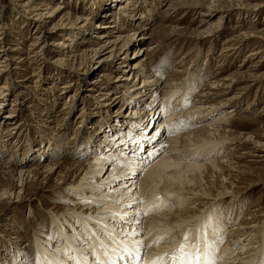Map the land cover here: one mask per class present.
<instances>
[{
	"label": "bare ground",
	"instance_id": "obj_1",
	"mask_svg": "<svg viewBox=\"0 0 264 264\" xmlns=\"http://www.w3.org/2000/svg\"><path fill=\"white\" fill-rule=\"evenodd\" d=\"M24 1L16 0L20 3ZM114 1L120 3V5L118 7L107 6L105 3L98 5L101 15L98 14L93 20H90L89 17L90 19L86 23L87 31L80 33L81 40L85 41L89 37V27H93L92 29H105L95 35L97 40L94 43L96 42L99 48L95 51L91 50V54L99 58L97 62H94L97 67L94 66L93 68L92 66L91 69H96L97 72H99L98 70L107 71L108 69L110 72V66L119 60L118 64L120 65L117 67L121 66L124 70L122 71L115 66L113 72H118V74L127 73V75L123 78L121 75L113 78L112 89H121L123 95L127 93L125 96L128 97L127 103H130L129 105L133 107L132 111H138L139 107L144 106L143 111L138 112L135 117L145 115L147 108L152 109L154 112L152 121H157L160 118L159 116L167 113L158 126L161 133L166 135V147H162L164 145H161L160 136H152L144 121L142 122L138 118L136 124L127 127H121V125L103 127L102 135L104 136L101 143L97 141L101 131H99V126L96 127V124V129H92L95 138L77 148L70 144L67 146L66 152L61 150L60 146H57L61 136L51 142L49 141V143H44L46 144L43 145L44 150L31 148L29 155L28 153H22L21 159L23 161L21 162L16 161V159L4 162L2 160L4 151L0 150V185L7 186L0 191V201L6 199V203L10 207H19L24 202L36 199L31 196V187L39 193L42 191V198L53 191H59L60 193L67 190L70 194L69 206L63 210L64 221L52 218V223L57 228L60 237H56L57 239L50 237V234L42 229L41 224L37 230L40 235L34 249V251L37 250L36 253L39 255V258L36 255L37 264H40V262L42 264H49V262L55 264L57 260L60 264H96L95 257L97 255L106 264H110L107 257L103 255V250L98 248L96 236L102 232L106 233L119 224H123L125 219H131L133 208H136L140 213L148 212L146 216L137 217L142 219V228L140 225L133 226L140 228V231L126 241L129 247L133 249L135 248V242L139 241H143L148 246L146 251L143 248L139 250V254L141 251L144 253L143 264H151L153 260L162 256L166 258V264H172V261L167 257L177 252L186 234H191L194 239L198 230L202 235L206 234V239L216 241L215 249L217 246L220 249L219 254L215 256L216 264H264V201L260 196L255 202L247 206L245 214L240 218L241 212L238 214L236 211H241L240 209L245 202L240 204L237 201L239 197L234 193L240 189L238 186L239 181L246 177L253 178L257 165L264 162V124L260 126L261 131L256 133L254 131H238L231 123L237 109V93L241 91V87L246 86L237 85V83L258 82L260 81L259 78L264 77V72H259V68L257 69L259 66H256V68L250 66V69L242 71L243 68L241 67H244V65L237 66L238 72L228 74L227 77L221 76L223 69L214 71L209 77L208 72L211 70V66L208 63L200 69L199 63H196V61L190 63L188 67L185 65L179 66L183 63L182 61L177 66L178 63L174 61L163 78L168 95L162 96L161 99L158 98L159 103L153 101V106H151V100L157 99L155 89L158 83L162 82V70L169 64L170 50L158 56L154 61L155 65H152L155 54L152 52L150 61L148 55L153 47H150V43L143 42L144 44L138 48V51L134 52L136 59L132 62V59L127 56L128 50L132 45H136L137 40L149 27L148 24H142L133 19L138 15L136 13L138 9L142 8V5L139 4L140 0ZM157 1L155 7L165 5L164 9L168 11L167 17H171L180 10L186 14L195 11L201 7L202 1L214 9L208 7L209 12H214L216 10L213 5L217 6L215 2L218 0H207L208 2L213 1V5L206 0ZM145 3L147 5L146 9L149 11L148 19L150 20L152 19L150 13L153 12L152 10L155 11L154 2L145 0ZM27 5H29V1L25 4V6ZM247 7L252 9V12L256 15L261 12L260 9L264 5L256 4ZM43 9L36 6L31 14L42 19L45 14L42 12ZM58 9L60 11H56L55 13L58 12L56 15L48 17H53L54 20L65 7H59ZM117 9L118 12H116ZM127 11H130L131 14ZM169 11L171 15H169ZM28 13L30 12L28 11ZM127 15L131 16L127 19L125 18ZM202 15L206 16L209 13ZM69 16L67 13L61 15L58 22L53 25L55 27L63 25L66 18L68 21ZM140 17H143V15H140ZM220 18L223 19V16ZM79 19L83 18L79 16ZM50 22L46 21L45 23ZM152 26L153 30L158 29L155 23ZM130 28L131 30L127 34L123 32L124 30L129 31ZM158 30L157 33H161L162 37L167 34L170 36L183 35L188 39L200 40L211 35V31L204 34L206 33L202 32L204 30L201 31L198 28L192 30L180 29L172 23L163 28V31ZM115 31L117 32L114 33ZM46 35L48 33H43V37ZM214 35L212 34L213 38L211 40L213 43ZM74 36L75 34L64 43H51V45L62 46L64 50L70 48L67 51L69 55L76 53L75 55L81 56L78 53L80 52L78 49L81 43L79 41L71 43ZM244 38L246 42L256 47L255 50L249 53L248 57L264 52V32L261 34L244 33ZM231 46L230 41L222 45V55L230 54L234 49ZM90 49L85 51V54L89 53ZM122 54L125 55L121 58ZM101 57L104 58L101 59ZM0 72H5V70ZM150 75H153V77H150ZM194 75L198 77H194ZM32 76L34 75L32 74ZM105 76L109 77L110 73L102 72L96 78L98 80L101 78V80L107 82L108 80L103 78ZM134 78H136V81H141V86L135 85ZM122 79L129 81V86L135 94L132 95L128 88L122 86L125 84ZM204 79L206 80L203 82ZM207 79L215 81L210 82ZM118 80L120 83L117 88L115 81ZM196 80L202 81L203 85L200 86L201 83H197ZM69 86H71V83L66 87ZM195 87L201 88L194 92V101L186 107L185 98ZM5 88L2 90H5ZM232 89L235 90L233 94L225 97ZM262 92L263 90H261ZM107 94H111V92L107 91ZM176 94L178 97L175 96V100L170 103L172 100L170 98ZM101 95L106 96L105 93ZM125 100L123 99V101ZM226 106L231 107L224 114L217 113L221 107ZM263 111L264 109H262ZM12 118L13 116L10 113L0 121V131L3 130V133H0V140L2 139L4 143L8 137L3 140L2 135H15L14 131L18 130L16 124L10 128L4 129L3 127L1 129L2 125L9 122L13 123ZM48 119H51V116ZM152 121L150 120V122ZM75 140L76 138L71 142ZM229 142L232 145L223 152L224 147ZM18 144L17 140L15 148ZM243 144L245 146L251 144L252 147H247L243 152L237 153L238 150L244 147ZM141 147L143 151L140 150ZM158 153L159 155H157ZM154 155H157V158L148 164L149 166L143 171L141 178L137 179L141 175L139 173L141 170H137L134 165L145 163L148 157H154ZM248 157H255L258 160H245ZM48 158V161L42 162V160ZM32 159H37L36 162L31 164L33 166L21 167L23 162ZM108 163L109 165H107ZM79 177L80 179L76 182ZM249 181L248 186L262 184V182H257L256 179H250ZM51 198L54 197L51 196ZM220 200H224L223 203L219 202L222 207L217 208L218 212L211 213V206ZM135 202L142 203L137 207ZM101 203L104 205H101ZM129 204L133 205V208L127 207ZM122 215L123 219L121 218ZM70 216L75 217V219H70ZM227 225L231 226L227 228ZM225 228H227L226 236L223 234ZM131 230L132 228L128 229V231ZM161 237L164 238L162 242H157ZM14 238L19 242L25 241V235H17ZM83 238H90L91 248L83 245ZM78 240L80 243H77ZM104 243L108 244L110 242L105 238ZM234 247H237L235 252L233 251L234 254L226 258V252ZM208 252L207 247L202 249L200 253L202 257L201 264H204L203 257ZM108 254L113 257L114 264H138L134 259L135 252H133L132 258L123 250L113 253L109 249ZM69 256L72 259H69ZM82 256H86L87 260L82 261L80 259ZM4 258L5 256L3 257L1 252L0 261L3 264H5ZM13 261L10 264H17Z\"/></svg>",
	"mask_w": 264,
	"mask_h": 264
},
{
	"label": "rangeland",
	"instance_id": "obj_2",
	"mask_svg": "<svg viewBox=\"0 0 264 264\" xmlns=\"http://www.w3.org/2000/svg\"><path fill=\"white\" fill-rule=\"evenodd\" d=\"M28 1L29 5L25 6ZM149 1L154 2V7L158 3L157 0ZM103 3L107 6L114 7L120 5V3L118 4L114 0H25L23 3L16 2V0H0V71L5 70V72H0V121L4 116L10 113L13 116V123L9 122L6 125H2L1 129L3 127L4 129L10 128L14 124L18 127V130L14 131L15 135H2L3 140L5 137H8L5 143L2 139L0 140V142H2L0 143V150L4 151V157L2 159L4 162H10L11 159H16V161L18 160L21 162L23 161L21 159L22 153H28L29 155V150L31 148L34 150H44L43 145H46L44 143H49V141L51 142L53 139L60 136L61 139L58 140L57 146H60L61 150L66 152V148L70 144H73V147L77 148L89 142L92 138H95L92 129H96L98 126L100 127L99 131H101V133L99 132L97 141L101 143V139H103L104 136L102 135L103 127H115L118 125L127 127L136 124L138 118L141 119L142 122L144 121L147 130L152 136H160L161 145L167 144V138L165 139L166 135L162 134L161 130L158 129V126L167 113H163V115L159 116L160 118L157 121H152L154 112L152 109L147 108L148 110H145L147 111L145 115L142 114L135 117L138 112L143 111L144 106L139 107L138 111H132L133 107L129 105L130 103H127L128 97L125 96L127 93L123 95L121 89H112L111 85H113V78H117V75L118 77L121 75L122 78L127 75V73L118 74V72H113V68L120 65L118 64L119 60L110 66V72L108 69L107 71L98 70L99 72H97L96 69H91L92 66L93 68L94 66L97 67V64H94V62H97L99 58L91 54V50L95 51L99 48L98 44L96 42L94 43V41L97 40L95 35L105 29H92L93 27H89V37L87 36L88 39L86 38L85 41L81 40L82 36L80 33H85V31H87L88 27L86 23L90 18V20H93L98 14L101 15L98 10V5H102ZM208 3L213 5V1H209ZM215 3L217 6H214L215 4L213 5L216 10L214 12H209L207 8L210 6L202 1L201 7L195 11L186 14L180 10L171 17H167L168 11L164 9L165 5H159L157 8L155 7V11L152 10L155 13H150V18L152 19L149 20V11L146 9L147 5L145 0L139 1L142 8L138 9V11L136 10L138 15L133 19L136 22L139 21L142 24H148L149 28L147 27L148 29L140 36L136 45L130 47L127 53L128 58H131L132 62L136 59L134 52L138 51V48L144 44L143 42H148V44H151L150 47H153L148 55L150 61L152 54H155L152 59V65H155L154 61L158 56L170 50L169 64L162 70V82H159L155 89L157 99L151 100V106H153V101L159 103L158 98L161 99L162 96L168 95V93H166L167 89L164 87L163 78L164 74L172 67L174 61L178 63L177 66L181 63L180 61H182L183 63L179 66L185 65L186 67H188L190 63H195L194 61H196V63H199L200 69L208 63L211 66V70L208 72L209 77L214 71L219 69V71L223 69L221 76L227 77L228 74H235L238 72L237 66L241 67L244 65V67H241L243 68L242 71L250 69V66L254 68L259 66L257 67V69L259 68V72H264V52L253 57H248L249 53L255 50L256 47L246 42L244 38V33L261 34L264 32V7L260 9V13L256 14L257 16L252 12V9L247 7L256 4L264 5V0H218ZM36 6L44 8L42 12L45 14L42 19L31 14L33 8ZM59 7H65V9L57 18L53 20V17H48L54 16V14L56 15L60 11V9H58ZM210 8H212V6ZM28 11L30 13H28ZM56 11L58 12L55 13ZM116 12H118V9ZM127 12L131 14L130 11ZM207 12L209 15H202L207 14ZM66 13L70 15L68 21L66 18L63 25L61 24L55 27L53 24L57 23L60 16ZM140 15L147 17L143 18L140 17ZM169 15H171L170 11ZM79 16L84 20H78ZM129 16L131 15H127L125 18L128 19ZM221 16H223V19L220 18ZM173 20L177 22L174 23ZM46 21L51 22L45 23ZM154 23L161 31L172 23V25H176L180 29L192 30L198 28L201 31L204 30L202 31L206 32L204 34H207V31H211V35L200 40L188 39L183 35L170 36L167 34L168 36L162 37L163 35L161 33H157V31H159L158 29L153 30L152 24ZM62 26L63 29L61 30ZM130 30L131 28L129 31L126 32V30H124L123 32L127 34ZM49 32L52 34H49ZM116 32L117 31L114 33ZM43 33H48V35L43 37ZM74 34L75 36L71 43H75L76 41L81 43H78V50L80 51L78 53L81 56L75 55L76 53L69 55L67 51H69L70 48L64 50L62 46L56 47L51 45V43H64L70 40L69 38ZM212 34H215L213 39L214 43L211 42L213 38ZM228 41H230L231 47L235 50L233 49L230 54L222 55V45L226 44ZM89 49L90 52L85 54V51ZM64 52L65 54H63ZM124 55L125 54H122L120 57L122 58ZM74 56H76V58H74ZM104 57H101V59ZM261 60L263 61L259 63ZM117 68L122 71L124 70L121 66ZM102 72L110 73V78L107 76L103 77L104 80H108L107 82L101 80V78H99V80L96 78L98 75H101ZM32 74L34 76H32ZM150 77H153V75H150ZM194 77L198 76L194 75ZM205 80L206 79L202 81L204 82ZM259 80L258 82H249L250 84L247 83L248 85L237 83V85H246L243 88L241 87V91L237 93V109L236 113H234V117L231 119L232 125L237 128L238 131H254L259 133L261 131L260 126L264 124V111L262 112V109H264V77L259 78ZM133 81L136 82L135 85L138 84L137 86H141V81H136V78H134ZM202 81L196 80L197 83H201ZM208 81L214 82L215 80ZM115 82L118 88L120 81L118 80ZM122 82H125L122 86L128 88L132 95L135 94L129 86V81L122 79ZM70 83L71 86L66 87ZM202 85L201 83L200 86ZM4 87H6L5 90H2ZM199 88L195 87V89L186 96V107L191 105L194 101V92L197 89L199 90ZM261 90H263L262 93ZM107 91H110L111 94H107ZM234 91L235 90L232 89L225 97L232 95ZM102 93H105L106 96L101 95ZM175 96L178 97L177 94L172 96L170 98V100L172 99L170 103L175 100ZM122 98L126 100L123 101ZM230 107L231 106L221 107L217 113L224 114ZM49 116H51V119H48ZM150 120L152 122H150ZM52 126L53 128L50 129ZM2 131H0L1 134L3 133ZM74 138H76V140L71 142ZM17 140L19 144L15 148V142ZM231 145V142L227 143L223 152L229 149ZM247 147L250 148L252 145H244L237 153L243 152ZM157 155L148 157L145 163L138 164L139 166L134 165L137 170H141L139 172L141 175L138 179L141 178L143 171L149 166L148 164L157 158ZM62 156L65 157L64 155ZM48 160L49 158L42 160V162ZM245 160L256 161L258 158L248 157ZM36 161L37 159L25 161V163H22L21 167L33 166L31 164ZM107 165H109V163ZM140 167L141 169H139ZM253 176V178L246 177L239 181L238 186L240 189L234 192L239 197L237 201L240 204L245 202L240 209L241 211H236L238 214L241 212L240 218L245 214L247 206L255 202L260 196L264 201V162L257 165V169H255V174ZM80 177L76 182H78ZM250 179H256L257 182H262V184L259 186H248L250 184ZM125 181H127V179H125ZM0 186V191L7 187L3 185ZM30 193L31 196L36 199L30 202H24V204H21L19 207H10L7 205L6 199L0 201V250H3L0 251V253L2 252L3 257L5 256V264H10L14 259L15 261L13 262L17 264L38 263L37 257L39 258V255L36 253L37 250L34 251V249L37 238H40L39 231H37L40 224L43 226L42 229L50 234V237L52 236L55 239L60 237V234L56 230L57 228L52 223V218H58L64 221L63 210L65 207L67 208V206H69L70 200L68 191L63 190L60 193L59 191L49 192V194H46L42 198L43 192L41 191L39 193L31 187ZM51 196L54 198L52 199ZM223 201L224 200L215 202L210 208V210H212L211 213L218 212L217 210L222 207L221 204L219 205V202L223 203ZM101 205L104 204L101 203ZM69 218L75 219L73 216ZM231 225H227L226 227L228 228ZM227 228L223 230L224 236L227 235ZM17 235H25V241H16L17 239L14 237ZM236 248L237 247L229 249L225 254L226 258L233 255ZM219 252L220 249L217 246L214 255L217 256ZM140 255L144 263L145 257L143 251L140 252ZM0 264H3V262Z\"/></svg>",
	"mask_w": 264,
	"mask_h": 264
},
{
	"label": "snow or ice",
	"instance_id": "obj_3",
	"mask_svg": "<svg viewBox=\"0 0 264 264\" xmlns=\"http://www.w3.org/2000/svg\"><path fill=\"white\" fill-rule=\"evenodd\" d=\"M162 147H166V145ZM140 150L143 151V148L141 147ZM135 203H137L138 207L142 202ZM127 207L133 208V205L129 204ZM149 211H151V209H149ZM146 215H148V212L140 213L136 208H133L131 219H125L123 224H119L106 233L102 232L100 235L96 236L98 248L103 250V255L107 257V261L110 262V264H114V261L113 257L108 254L109 249H111L113 253H118L120 250H123L125 253L129 254L130 258L133 257V252H135L134 259L138 262V264H143V259L139 254V250L143 248L146 251L148 246L144 244L143 241H139L135 242V248L133 249L129 247V244L126 241L129 237L137 235L140 231V228L133 226L140 225L142 228V219H138L137 217ZM121 218L123 219V215ZM129 228H132V230L128 231ZM105 238H107L110 243L105 244ZM163 239L164 238L161 237L157 242H162ZM77 243H80V241L78 240ZM215 243L216 241L206 239V234L202 235L198 230L194 239L191 234H186L177 252L167 258L172 261V264H201L202 257L200 253L203 248L207 247L209 252L203 257L204 264H216L214 255V252L216 251ZM83 245L91 248L92 245L90 243V238H83ZM69 259H72V257L69 256ZM80 259L82 261H86L87 257L82 256ZM121 259H123V257H121ZM95 261L96 264H106V262L102 260L99 255L95 257ZM40 264H42V262H40ZM49 264H53V262H49ZM55 264H60V262L57 260ZM151 264H166V258L164 256L159 257L156 260H153Z\"/></svg>",
	"mask_w": 264,
	"mask_h": 264
}]
</instances>
